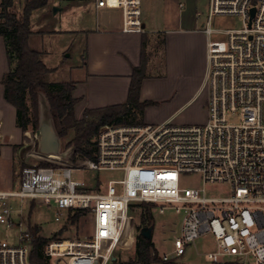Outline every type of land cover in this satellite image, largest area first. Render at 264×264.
I'll return each instance as SVG.
<instances>
[{
  "label": "built area",
  "instance_id": "built-area-1",
  "mask_svg": "<svg viewBox=\"0 0 264 264\" xmlns=\"http://www.w3.org/2000/svg\"><path fill=\"white\" fill-rule=\"evenodd\" d=\"M97 8L121 11V31L143 33L142 0H95ZM254 9V13L252 10ZM198 14H200L198 12ZM237 15L239 27H217L215 16ZM207 77L210 88L206 122L105 124L96 138L99 170L122 171L120 178L89 186L66 164L21 169L17 189H0V227H18V243L0 236V264H32L33 233L24 229L20 203L54 205L56 220L77 210L96 216L95 234L52 240L49 256H69L68 264H108L126 232L134 228L133 208L141 203L182 215L173 253L182 255L196 238L213 234V264L236 261L264 264V0H209ZM0 121V150L3 145ZM185 173L204 183H226L231 191L210 196L205 187H184ZM18 213V219L13 215ZM58 242H67L58 248ZM169 259L167 254L162 256Z\"/></svg>",
  "mask_w": 264,
  "mask_h": 264
},
{
  "label": "rangeland",
  "instance_id": "rangeland-1",
  "mask_svg": "<svg viewBox=\"0 0 264 264\" xmlns=\"http://www.w3.org/2000/svg\"><path fill=\"white\" fill-rule=\"evenodd\" d=\"M26 0H15L14 9L22 12ZM86 2L87 1H83ZM80 4V3H79ZM87 6L82 3L76 5V1H57L50 0L48 3L36 10H34L31 17L32 28L35 31L32 40L29 44L38 50H48L50 55H44L42 59L45 63L56 65L66 63L61 68H53L51 72L42 77L43 81L49 82L53 80L65 79L70 77V67L78 65L83 62L87 42L84 35L74 34H56L49 30L54 29H69L79 28L83 22L82 16L85 15ZM142 12L144 20L149 30L165 29L176 25L175 21L180 14H189L193 16V20L189 25L195 26L196 30L203 29V23L207 21L209 11V0H144L142 4ZM198 12L200 14H198ZM213 25L217 27H239L242 25L241 19L237 15H221L215 16ZM48 30V31H47ZM161 44V42H160ZM163 45L154 48L153 54L156 55L157 60L161 56V49ZM163 50V49H162ZM42 56V55H41ZM13 67L17 64V59L13 58ZM159 64V62H157ZM207 65V61H206ZM70 66V67H69ZM0 69L7 71L9 69V61L7 60V53L3 40H0ZM158 71L161 68L156 67ZM73 73H75V68ZM1 74V73H0ZM180 98L171 104H166L161 109H153L147 112L146 120L149 122L155 121L154 116L169 112L180 104ZM28 103L32 106V98L28 93ZM8 103L4 98L3 85L0 80V118H2V104ZM210 103V88L206 84L204 92L191 105L184 108L178 116L172 118L178 124H195L206 122L209 117L208 106ZM7 105V104H6ZM155 105V104H154ZM84 114H82L83 116ZM150 115V116H148ZM81 116V114H79ZM4 117V116H3ZM153 119V120H152ZM10 120H5L3 128V135L6 136V128L8 130L9 141L4 142L2 155L0 158V187L17 189L19 186L18 175L21 169L28 165L46 166L45 163L66 164L73 166L70 161L63 162L38 153V133L34 131L32 124L29 125L27 133V140L22 143L21 147L16 149L14 159V170L16 172L14 179L11 178V168L13 165V142L22 139L21 130L9 125ZM74 136L73 131L62 137L63 149L68 148L70 141ZM6 141V140H5ZM75 176L83 179L89 186H95L98 182L105 183L111 178H120L123 176L122 171L113 170H99L96 167L79 166V170L75 172ZM12 180V181H11ZM181 183L184 187H205L206 193L210 196H224L228 195L231 188L226 183H204L199 173H185L182 177ZM33 202V207H32ZM22 209L21 216L24 218V229L29 226L32 232L33 226L40 227V235L43 237H54L53 240H63L67 238H85L95 234L96 216L94 214L86 213L80 217L79 221L72 222L67 219L66 222L56 220V208L54 205L43 204L39 201H30L20 203L19 200L13 201L15 209ZM143 207L133 208L132 214L135 217L134 228L129 229L121 243L116 246L114 251L115 259L122 262H129L136 258V241L138 233L146 227L142 221ZM153 225L152 237L159 256L167 254L168 261L153 262L151 264H213L208 257V252L217 249V239L213 234L200 236L187 245L186 251L182 255L173 253L174 240L181 232L182 215L175 212V210L167 209L165 213H159L152 207ZM73 215V214H71ZM18 219V213L13 215ZM18 227H0V236L6 239L9 243H18ZM33 233V232H32ZM46 248V246H45ZM53 264H68L69 256H50ZM249 264V263H243Z\"/></svg>",
  "mask_w": 264,
  "mask_h": 264
},
{
  "label": "crops",
  "instance_id": "crops-1",
  "mask_svg": "<svg viewBox=\"0 0 264 264\" xmlns=\"http://www.w3.org/2000/svg\"><path fill=\"white\" fill-rule=\"evenodd\" d=\"M57 1H76V5L84 3L87 6L85 15L82 16L83 22H81L79 28L49 30V33L84 35L86 38L87 47L83 62L81 61L78 65H73V67L69 66V78L53 80L54 82H74L73 96L78 99L75 105V112L78 118L83 117L82 114L87 109L126 102L134 68L142 63L144 52L147 61L145 77L141 86L140 101L152 102L143 111L141 118L144 122L156 123L146 120L147 112L149 113L154 108L161 109L166 104H171L181 97L180 104L174 109L163 114L157 113L154 116L155 121H158L157 123L172 120L184 108L193 104L204 92L208 68L207 37L202 29L196 30L195 26L189 25L194 18L193 16L180 14L175 18L176 25L163 30L157 28L149 30L143 17L145 23V31L143 33H126L121 31V11L119 9L97 8L95 0ZM83 1H87V3ZM32 31L30 42L35 33L33 28ZM0 40H3L7 53L4 37L0 36ZM160 45H163V50L161 49V56L157 60L153 52L155 51L154 48ZM49 53L50 51L48 50L41 51L42 57L50 55ZM46 64L60 69L66 63ZM158 66L161 71L156 69ZM74 68L75 73L72 70ZM8 70L2 72L3 70L0 69L3 94L5 93V88L2 79ZM6 104H2V115L4 117L0 118L3 128L5 120H10L9 125L19 128L22 134L21 141L17 140L12 144L14 146L13 165L11 168V178L13 180L16 174L14 170L15 153L16 149L24 143V132L17 122L16 107L10 102ZM6 131L7 133L0 150V158L4 142L8 143L9 135H11L8 133L7 128ZM19 176L20 173L18 180ZM0 189L8 188L0 187Z\"/></svg>",
  "mask_w": 264,
  "mask_h": 264
},
{
  "label": "trees",
  "instance_id": "trees-1",
  "mask_svg": "<svg viewBox=\"0 0 264 264\" xmlns=\"http://www.w3.org/2000/svg\"><path fill=\"white\" fill-rule=\"evenodd\" d=\"M48 0H26L23 11L14 9L15 0H0V36L6 42L9 70L4 75L2 83L5 88V98L17 109V122L24 132V142L28 137L30 124L34 131L38 128V96L39 92H46L52 107L56 125L61 137L67 136L72 130L74 136L69 145H75L70 162L74 167L80 165L93 167L97 161L96 138L101 126L105 124H139L145 107L151 101H140L142 81L145 77L146 55L143 53L142 63L134 68L129 96L126 102L101 108L87 109L83 117L78 118L75 105L78 99L73 96L74 82L43 81L42 77L53 70L42 59L41 52L29 44L33 33L31 17L34 10L46 5ZM14 56L17 64L13 67ZM32 98L29 105L27 95ZM46 166L52 163H45ZM58 165V164H55ZM143 207L142 221L146 227L153 225L151 203H141ZM33 207V202H32ZM86 210H77L69 215L72 222L79 221L86 214ZM68 222V221H67ZM32 249L30 261L32 264H53L51 257L45 253V246L54 237L40 235V227L33 226ZM159 256L153 240L142 232L138 233L136 241V258L129 262L113 259L108 264H151L153 262L168 261ZM226 264H239L230 261Z\"/></svg>",
  "mask_w": 264,
  "mask_h": 264
},
{
  "label": "water",
  "instance_id": "water-1",
  "mask_svg": "<svg viewBox=\"0 0 264 264\" xmlns=\"http://www.w3.org/2000/svg\"><path fill=\"white\" fill-rule=\"evenodd\" d=\"M254 13V9L252 10ZM38 153L56 160L68 162L74 152L75 145L66 149L62 147V137L58 131L50 100L46 92H39L38 96ZM142 233L152 237V228L145 227ZM115 259V257H113Z\"/></svg>",
  "mask_w": 264,
  "mask_h": 264
},
{
  "label": "bare ground",
  "instance_id": "bare-ground-1",
  "mask_svg": "<svg viewBox=\"0 0 264 264\" xmlns=\"http://www.w3.org/2000/svg\"><path fill=\"white\" fill-rule=\"evenodd\" d=\"M66 244L67 242H58L56 246L60 249V248H64Z\"/></svg>",
  "mask_w": 264,
  "mask_h": 264
}]
</instances>
